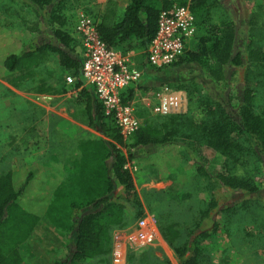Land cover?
<instances>
[{
    "label": "rangeland",
    "instance_id": "374dc122",
    "mask_svg": "<svg viewBox=\"0 0 264 264\" xmlns=\"http://www.w3.org/2000/svg\"><path fill=\"white\" fill-rule=\"evenodd\" d=\"M125 1L66 0L60 12V29L68 38L72 51L81 50L76 31L81 15L99 21L103 13L112 10L115 19L119 20V6ZM153 1L157 6L162 3V0ZM168 1L178 5L180 1L190 4L191 0ZM204 11L211 22L218 24L219 21H227L234 26V50L240 53L242 65L228 67L226 80L215 82L197 63L175 64L152 71L142 62L145 73L138 94H148L161 84L168 85L182 101L177 119L192 116L197 120L203 112L201 103L207 100L214 103L229 99L232 105H237L246 74L255 67V58L251 53H260L257 63L264 57V0H205ZM40 25L41 18L35 17L33 6L26 0H0V28L18 30L22 34V41L27 43L37 39ZM201 35L202 31L197 32L186 49L195 50ZM124 44L130 45L128 50L117 49L127 57L126 53L133 51L139 54L140 61H145V50L139 39H131ZM68 75L72 76L60 65L58 55L54 54L45 56L36 67L0 76V174L25 164H39L53 155L62 161L66 157L73 160L78 141L102 139L93 130L95 127L78 123L84 120L86 124L90 120L86 112L88 105L73 101L74 96L69 90H73L77 78L70 77L69 82ZM68 93L70 99L66 98ZM72 101L76 104L72 105L75 111L70 110ZM67 112L77 121L71 119ZM143 115L142 118L156 125L169 124L168 119L150 112ZM104 125L102 136L108 138L116 135L115 127L106 130L112 125ZM171 148L180 156L184 176L180 177L175 171L164 173L151 162L126 163L135 198L143 212L135 219L130 218L129 214L126 225L110 229V245L106 254L82 259V263L178 264L173 248L161 235V218L167 216L166 219L179 222L182 227H192L211 199L216 198L221 206L226 204L231 208L214 214L217 227L210 237L199 241L203 254L199 264H264V165L261 160L242 150L235 161L226 164L222 155L193 140L169 143L163 151ZM216 174L248 178L257 192L247 195L223 191L213 183ZM242 198H248V201L240 204ZM65 234L68 235L47 224H40L34 247L38 244L36 252L43 253L44 262L41 264H46V254L50 253L53 257L56 249L59 250L58 257H63L61 254L64 250H60V247L63 244L66 246ZM183 236L179 240H183ZM24 250L27 251L19 249L27 260ZM34 258L39 260L38 255Z\"/></svg>",
    "mask_w": 264,
    "mask_h": 264
},
{
    "label": "trees",
    "instance_id": "16d2710c",
    "mask_svg": "<svg viewBox=\"0 0 264 264\" xmlns=\"http://www.w3.org/2000/svg\"><path fill=\"white\" fill-rule=\"evenodd\" d=\"M26 1L33 6L35 17L41 18V28L37 39L27 43L22 41L18 30L0 28V76L36 67L45 56L57 54L60 65L81 85L84 81L80 71L82 60L69 47L68 38L60 29V12L66 0ZM204 1L179 2L178 5L187 7L194 15L202 35L197 48L185 49L172 65L197 63L210 79L219 82L226 80L228 67H240L242 61L240 53L234 50V26L227 21L211 22L204 11ZM172 6L168 0H162L160 6L153 0H128L119 20L112 10L103 13L99 21L91 18L101 40L108 46L125 51L130 45L124 42L137 38L145 50L155 35L159 11ZM251 54L255 67L246 74L237 105H232L229 99L214 103L207 100L201 103L203 112L197 120L192 116L177 119L179 114L161 117L168 119V125H156L143 118L127 143L114 121L104 115L96 96L83 88L81 93L90 111L89 125L104 135L102 126L107 123L112 126L106 130L115 127L116 135L107 136L109 140L78 141L77 155L69 166L62 165L53 155L38 166L27 165L20 171L0 174V264H22L18 246L41 218L68 233L67 254L53 264H86L81 260L106 254L110 229L126 225L130 218H138L143 212L125 164L151 162L164 173L175 171L184 176L178 152L173 148L163 151L169 143L196 141L222 155L226 164L246 150L264 165V57L257 63L260 53ZM213 178V183L223 191L247 195L257 192L248 178L220 174ZM247 199L242 198L240 204H245ZM230 208L212 198L192 227L187 223L188 226L182 227L179 222L166 219L167 216L161 218V235L173 248L178 264L200 263L203 256L200 239L215 232L214 214ZM182 236L183 240H179Z\"/></svg>",
    "mask_w": 264,
    "mask_h": 264
},
{
    "label": "built area",
    "instance_id": "2783aa9c",
    "mask_svg": "<svg viewBox=\"0 0 264 264\" xmlns=\"http://www.w3.org/2000/svg\"><path fill=\"white\" fill-rule=\"evenodd\" d=\"M76 31L81 42V75L90 84L104 115L117 125L124 140L140 127L143 118L140 110L154 116L167 117L179 114L182 109L180 96L161 84L147 97L130 93L143 78V71L120 50L101 40L94 20L81 15ZM198 32L196 18L182 5H173L159 11L154 37L145 49L146 63L154 70L165 69L181 57L191 38ZM70 82L71 78L67 77ZM135 91V90H134Z\"/></svg>",
    "mask_w": 264,
    "mask_h": 264
},
{
    "label": "crops",
    "instance_id": "0c3cea01",
    "mask_svg": "<svg viewBox=\"0 0 264 264\" xmlns=\"http://www.w3.org/2000/svg\"><path fill=\"white\" fill-rule=\"evenodd\" d=\"M127 4H128V0L127 1H125V2H123L120 6H119V11H121L120 13L121 14H119L121 17H122V15H123V12H124V10H125V8H126V6H127ZM122 8V9H121ZM76 51V50H75ZM77 52V54L80 56V58H81V60H82V55H81V50L79 51H76ZM127 55H128V58L131 60V62L133 63V64H135L136 66H138V67H140L141 69H142V71H143V78H142V80L140 81V83H138V84H136V86L137 87H135L134 88V90H132V92L130 93V95H131V98H133V96L134 95H138V91H139V88L143 85V79H144V73H145V70H144V66L141 64L142 62H144L145 63V66H146V68L148 69V70H152V71H157V70H154V69H152L147 63H146V55H145V61H140V59H138L139 58V54H136L135 52H133V51H130L129 53H126ZM139 61H140V63H139ZM68 77H71V75H68ZM73 77V76H72ZM73 80H74V78H73ZM84 80V79H83ZM75 83H74V85H73V90L70 88V90L69 91H72V94H73V101L75 102V103H83V104H87V102H86V97L81 93V91L83 90V88H88V89H90V91H92V93L95 95V92H94V89H93V87L90 85V84H88V83H86L85 82V80L82 82V84L81 85H78V81H77V79H75V81H74ZM158 87V86H157ZM156 87V88H157ZM155 88V89H156ZM154 90V89H153ZM153 90H151L150 91V93L153 91ZM69 91H67V92H69ZM74 93H76V95H74ZM149 92H148V94H144V95H141V96H139V97H141V99L143 98V97H147L148 98V100L149 101H151V103H153L154 101H155V99L153 98L152 99V96H151V94H150ZM96 96V95H95ZM66 98H68V99H70V97H69V93H68V95H67V97ZM97 98V97H96ZM73 101L71 102V108H70V110H72V111H75V109L72 107V105H75L76 106V104L75 103H73ZM87 108V107H86ZM88 109V108H87ZM86 112H87V115H88V118L90 119V111H89V109L88 110H86ZM140 115H141V117H143L144 115V113H148L147 111H145V110H143V109H141L140 111ZM68 116H70L71 117V119H73V120H75L71 115H70V113L69 112H67L66 113ZM76 118V117H75ZM75 121H77V120H75ZM79 121V120H78ZM82 123H80V122H78L79 124H82L83 126H91V125H89V122H90V120H88L87 122H86V124L84 123V120L83 121H81ZM92 127H94V126H92ZM96 128V127H95ZM94 131H96L101 137H102V139H106V140H109L108 138H106L105 136H102L101 135V133H100V131L99 130H97V128L96 129H93ZM95 139H100V138H87V139H85V140H95ZM83 140V139H82ZM77 154H76V152L74 153V156H76ZM47 159H45L44 161H46ZM44 161H42L41 163H39L38 164V162H34V163H30V164H25L24 166H22V167H19V168H17V169H12V170H8V171H20L21 169H23L25 166H27V165H35V166H38V165H40V164H42ZM60 162H61V164L63 165V164H65V165H67V166H69L70 164H71V162L73 161V160H70L69 158H65L64 159V161H62V160H59ZM7 171V172H8ZM34 208H37L36 206L34 207ZM33 211H36L35 209L33 210ZM44 221V222H43ZM47 224V225H49V226H52V228L54 229H56L57 231H59V232H63L62 230H60V229H58V228H56V227H54L53 225H51V223H50V221L48 220V219H46V218H41V219H39V221L34 225V227H33V230L31 231V233L29 234V236L26 238V240L22 243V244H20L19 246H18V253H19V255H20V258H21V260H22V264H41V263H43L44 262V260H43V253L42 252H36L37 251V246H38V244H37V242H36V244L37 245H35L36 247H34V243H35V240H34V238H35V234L37 233V229H38V227L40 226V224ZM65 236H66V242H67V240H68V235H66L65 234ZM57 242L55 243V245L57 246ZM20 248H22V249H26L27 251H25V254H26V257H27V260L25 259V257L24 256H22L21 255V253H20V251H19V249ZM62 248H63V250L65 251H63L62 252V254H61V256L63 255V257L62 258H64L65 257V255L67 254V249H66V246L64 247V244L60 247V250H62ZM28 249H29V252H28ZM58 252H59V250H57L56 249V251L54 252V256L53 257H51L50 256V253H47L46 255V259H45V263L46 264H53L54 263V261H58V260H60V259H62V258H59L58 257ZM35 255H38L39 256V260H35V258H34V256Z\"/></svg>",
    "mask_w": 264,
    "mask_h": 264
}]
</instances>
